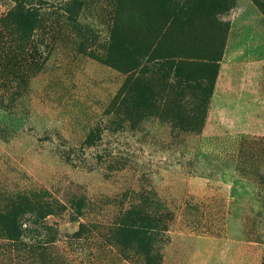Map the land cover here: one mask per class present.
I'll return each mask as SVG.
<instances>
[{
    "label": "rangeland",
    "instance_id": "374dc122",
    "mask_svg": "<svg viewBox=\"0 0 264 264\" xmlns=\"http://www.w3.org/2000/svg\"><path fill=\"white\" fill-rule=\"evenodd\" d=\"M70 1H29L40 23L23 37L18 1L0 0V211L50 204L42 221L22 218L17 240L0 232V264H264V0L211 1L231 6L222 13L190 1L179 46L219 57L200 73L206 96L181 103L202 115L197 128L168 99L112 124L125 75L91 56L116 15L137 34L143 16L117 0L66 12ZM145 215L158 229L146 256L115 231Z\"/></svg>",
    "mask_w": 264,
    "mask_h": 264
},
{
    "label": "trees",
    "instance_id": "16d2710c",
    "mask_svg": "<svg viewBox=\"0 0 264 264\" xmlns=\"http://www.w3.org/2000/svg\"><path fill=\"white\" fill-rule=\"evenodd\" d=\"M14 1L18 3L13 9L14 12L12 11V19L15 18L12 22L14 28L24 37L26 31L38 28L34 26L40 23L36 6L29 2L35 0ZM117 1L124 3L128 1L126 5L128 13L139 11L143 20L139 23L140 32L137 34L128 30L129 26L118 24L122 12L116 15L108 42L101 54L93 53L91 56L100 64L125 75L124 86L120 88L111 106L113 116L111 123L120 127L128 121L135 125L140 119L138 113L145 108L146 102L168 99L166 112L173 115L174 120L180 125L197 128L203 118L202 115L191 113L192 111L181 106V103L185 96L195 92L206 96L207 88L200 84L203 80L200 73L211 72L212 68L209 69L205 62L216 63L219 57L214 56L215 51L206 57L193 55L184 44L179 46L178 40L188 33L191 12L198 9L191 8L190 1L196 2L197 7L212 4L210 8L216 9L219 13L228 10L231 6L218 3L213 5L211 1L217 0ZM152 1H158V6L153 7ZM148 3L151 5L145 6ZM63 8L66 12L74 9L78 11L80 3L72 0L64 4ZM67 21L73 23L69 18ZM213 23L216 25L215 21ZM95 135H98L97 129L90 133L84 144L90 145ZM17 200L13 204L15 208L12 211H0V232H4L6 238L12 240H17L19 237L24 216L32 215L34 219L29 218L30 220L42 221L44 217L40 218L43 216L41 210L50 208L49 203L43 204L39 200L30 202L21 197ZM73 205L77 207L79 202L75 201ZM155 222L153 217L145 215L142 220L131 219L118 223L115 231L125 242L133 244L137 252L146 256L148 242L158 231L155 229Z\"/></svg>",
    "mask_w": 264,
    "mask_h": 264
}]
</instances>
